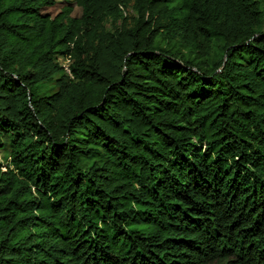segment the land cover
<instances>
[{
    "label": "trees",
    "instance_id": "16d2710c",
    "mask_svg": "<svg viewBox=\"0 0 264 264\" xmlns=\"http://www.w3.org/2000/svg\"><path fill=\"white\" fill-rule=\"evenodd\" d=\"M263 2L0 0V264H264Z\"/></svg>",
    "mask_w": 264,
    "mask_h": 264
},
{
    "label": "rangeland",
    "instance_id": "374dc122",
    "mask_svg": "<svg viewBox=\"0 0 264 264\" xmlns=\"http://www.w3.org/2000/svg\"><path fill=\"white\" fill-rule=\"evenodd\" d=\"M59 1V5H57L56 7H54L53 9H51V14L53 15H56L58 12H60L61 8L63 7V3L65 2V0H58ZM70 1V0H69ZM263 8H264V2H263ZM78 13V11L76 10L75 11V14ZM126 14H127V17L129 19V25L131 26L132 24H134V20L135 18H137V15L135 13V11L132 9V7H129L126 9ZM122 23H119L117 25V27H120ZM106 28L107 29H113L112 26L110 25V23H107L106 24ZM159 30H161V32L164 31V29L160 28ZM175 41L172 40V42L170 43V45H172ZM164 44L168 43L167 42V39H165V41H163ZM63 64L66 66V69H68V64H69V61H62ZM6 156V153L2 152L0 150V161L1 162H4V158Z\"/></svg>",
    "mask_w": 264,
    "mask_h": 264
}]
</instances>
